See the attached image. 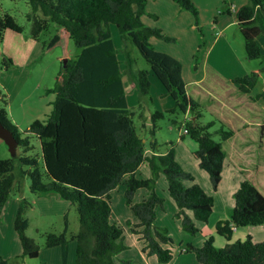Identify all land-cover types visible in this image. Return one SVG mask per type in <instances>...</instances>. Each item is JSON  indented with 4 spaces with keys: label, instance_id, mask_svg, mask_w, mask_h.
I'll return each instance as SVG.
<instances>
[{
    "label": "trees",
    "instance_id": "trees-1",
    "mask_svg": "<svg viewBox=\"0 0 264 264\" xmlns=\"http://www.w3.org/2000/svg\"><path fill=\"white\" fill-rule=\"evenodd\" d=\"M30 5L26 18L30 24L29 35L38 41L40 34L54 22L79 49L75 58H68L66 69L51 90L55 94L52 109L45 119L33 120L23 131L10 119L7 97L0 89V122L18 141L17 155L0 159V218L4 204L14 189L21 188V180L29 178L33 193L57 194L72 202L78 212L79 229L71 236L76 242L75 264H115L114 256L122 249L117 240L124 228L111 219L110 191L124 183L126 204L137 222L131 228L139 232L145 241L143 250L155 255L162 264L167 263L172 241L165 228L154 224L156 210L163 199L152 191L138 203L132 197L141 187L151 188L153 178H137L136 171L147 161L153 175L161 169L167 180V190L176 204V215L181 217L182 229L194 233L197 228L185 210L190 209L194 219L206 222L212 212L213 198L201 186H185L183 180H192L175 159L173 147L164 153L146 155L143 138L137 133L134 116L128 107L122 77L138 89L140 99L150 96L148 70H134V59L127 49L132 43L148 62L152 72L174 99V106L165 110H153L149 116L151 140L149 149L157 151L155 133L157 121L166 114L191 113L186 120L187 134L196 142L193 154L200 168L209 177L213 189H217L226 157L223 143L234 133L231 128H220L221 141L211 138L207 127L198 122L202 107L187 91L181 76V62L175 57L157 51L149 42L150 37L170 38L161 29L145 25L141 16L146 11L147 0H25ZM182 9L192 13L198 10L193 0H174ZM220 12L231 13L227 0ZM237 26L243 36L246 57L264 58L257 42L264 45V0H247L235 11ZM215 20V18H214ZM115 24L125 49V67L120 69L117 50L111 38L110 24ZM23 32V26L9 13L0 15V42L4 31ZM60 39L55 33L46 47L54 46ZM201 43L198 45L200 49ZM12 59L2 56L1 64L8 68ZM258 73L250 72L233 78L232 83L245 94L255 86ZM262 94L250 96L257 100ZM144 103V99H143ZM142 100L137 111L143 117ZM147 119V118H146ZM176 120L173 119V122ZM143 123L142 126H147ZM36 137L40 154H30ZM17 147V148H18ZM234 206L229 219L218 220L216 234L224 237L223 247H215L214 236L209 235L202 246L188 245L185 250L195 253L201 264H264V240L253 242L247 234L243 240L231 241L235 229L247 225H264V193L259 186L244 179L234 193ZM28 202L21 198L14 220V229L21 244L22 256L37 257L40 245L26 234L28 220L24 216ZM62 232L45 233L46 247L60 246L65 260L68 239ZM0 264L7 260L0 254ZM127 264H133L127 262Z\"/></svg>",
    "mask_w": 264,
    "mask_h": 264
},
{
    "label": "rangeland",
    "instance_id": "rangeland-1",
    "mask_svg": "<svg viewBox=\"0 0 264 264\" xmlns=\"http://www.w3.org/2000/svg\"><path fill=\"white\" fill-rule=\"evenodd\" d=\"M224 2L225 0H223L217 7V13L220 11V9L222 10ZM29 10L30 5L25 0H0V15H2L3 13L11 14L16 19V21L23 26V32L20 33L21 37L25 41L28 40L29 42L27 45L21 43V47H15L14 42H11L9 40L7 41L3 39L0 42V79H5L7 74H9V79H11L10 76L12 72L22 71L20 73V76L16 79V82H12L14 83V85H12L10 88L4 89L2 87V84L0 83V89H2L7 97L8 114L10 109H12L15 117L21 119V121H24L25 123H28L26 122L28 121L26 119L30 118L35 113H39L37 116L39 118L37 119L43 120L47 117L52 109V104L49 101H53L55 96L51 88H53L58 82L61 77L60 73L62 70H64L62 66V60L63 58H75L79 52V49L76 47L72 39L63 34L61 29L52 21L49 22L47 29L40 34L39 40H33L29 35L30 24L26 18V13ZM186 12H188L191 19L188 20L185 25L184 22H182L179 32L171 28H167L168 21L165 16L159 19L155 16L153 17L152 15L145 13V15H143L142 17V20H145L149 23L157 22L158 25H162V27L166 28L167 32L163 33L167 35L170 40L161 38L158 39H160L162 44L168 47L169 51H171V53L180 60L184 68L183 78L185 82L190 81L192 76H201L203 70L205 72L212 70L213 64H210L212 63V58L213 56H215L217 51V49H215L213 53L211 52L213 47L211 46V44L214 41L216 35L214 32L215 29L210 28V20L207 21V17L203 20H199V14L197 16V19H195L191 12L187 10ZM224 13L230 15L232 12ZM110 32L114 47L117 50L118 60L120 61V65H122L121 69L124 70V44L127 42H123L117 27L113 23L110 24ZM55 33L60 34L59 41L52 47H46V44L50 41ZM224 33L226 35L225 39L232 45L234 52L237 54V57L239 58L246 73H258L256 84L250 92L251 95L254 96L256 94L264 93V58L262 57L248 59L246 57L244 39L239 30V27L236 24L231 26L228 31L224 30ZM200 43L201 46L198 50V45ZM11 45L12 51L14 53L12 55L14 56V58H16L15 62L7 53L3 51V49H9ZM127 49L134 59V70L146 69L152 76H150L151 82L153 83L150 87L151 100H149V98L147 97H143L142 99H140L137 87L128 80L127 75H124L128 84V86L125 87L126 95L129 99L128 107H132V109L137 112L134 116V125L136 131L143 138L146 148H149L151 134L148 126L150 125L149 116L151 112L156 109L165 111L169 109L168 106H165L168 104L172 105L171 107H173L174 99L171 95L166 93L165 87L162 85L158 77L151 71L148 62L142 57L136 47L132 43L128 42ZM27 53L29 57L23 62L22 59ZM221 53L222 54L220 56V59H223L222 65L228 67L226 59H228L230 55L225 51H221ZM2 56H9V58L12 59L13 63L10 67L5 68L2 66ZM204 65L207 66V69H204ZM207 76L208 78H210L208 74ZM206 82L209 84H207ZM206 82L205 84L200 83L197 86H194L193 84H189V86H187L189 94L192 93L193 90H195L193 93L204 101V105H209V103L212 101L214 102V104H211L212 110L210 111L209 109L204 107L201 101H199L202 107L200 109L201 115L198 117V122L203 125L210 123V125L207 127V131L210 133L211 138L215 141H221V132H219V130L222 127V122L225 129L231 128V130L234 129V131L237 130L250 135L252 137V140L246 141L247 148L246 152L244 153V157L246 159H249V161L247 160L246 162H250L248 163V166H250V168L256 169L257 166L258 169V165L264 162V129L261 131V124H264V97L261 96L257 100L254 99V107H256V109H251L250 112L244 113L245 116L241 117V119L233 113L230 104H223V109H220L222 112L219 110L221 106L219 103L223 101H230L231 104L237 105V101H235L233 98H229L232 90L222 89L221 86L209 79ZM37 83H41V87L39 89H37L36 87ZM156 86H158L161 92L163 91V97H161V92L156 89ZM48 87L49 89H47ZM42 94L44 95V97L42 96ZM140 100H142L143 104V117L147 118H145V121L143 120L144 118L139 117V112L137 111L138 103ZM246 108L250 110L249 107ZM215 110L220 111L221 115L224 116L223 120L213 113L215 112ZM190 118H192L191 113L183 114L180 112H176L174 114H166L162 119H159L157 121L158 127L155 133V138L157 140L156 148L158 152L164 153L171 147H173L176 161L185 171H190L189 173H192L191 175L193 176L192 180H183L184 185L190 186L192 184H198L202 187L203 190L206 191L208 195L212 196L213 207L208 220L204 222L194 219L192 211L190 209H186L185 212L188 215L190 214V216L192 217L197 231L191 234L183 230L181 217H178L176 215L177 212L171 214L172 207L170 204L175 205V203L167 191V180L163 171L160 169L157 174L153 175L148 165H145V168L148 170L147 176L142 171H138L136 173V177L140 179L152 177L153 184L150 186L151 188L141 187L137 189L132 197V203H138L142 200V198H146L152 191H155L157 195H159L163 199L162 205L157 207L154 224L156 223V226L165 228L167 234L172 239V241L167 243V247L170 249L172 254L171 259L167 263L172 262L174 259H176L177 256L180 255L179 248L184 247L185 249L189 244L195 247H200L202 246L205 238L209 235L215 236L217 245H215V247H221V245L223 247V241L226 239L222 236L216 237L217 235L215 233V224L218 220L230 218L232 208L235 203L233 196L234 192H232V189L236 182L239 184V182L241 183L244 179H247L256 184L258 183L261 189H264V181H262L264 180V172L257 173L252 177L246 176L243 179L241 174H239L234 169L232 170L235 175H227L226 171L224 172L222 170L223 173L221 176L223 182L219 183L216 190L213 189L208 173L204 169L199 167L197 159L193 154V150L196 147L195 141L189 136V134L182 133L183 128L185 127L186 120H189ZM173 119H175L176 121L173 122ZM144 122L148 123V125L145 127L142 126ZM247 126H251V128L245 129V127ZM30 141L33 145V149L29 153L39 155L40 145L38 139L32 136ZM189 142H193L194 145H190ZM17 149L18 151H20L19 147ZM225 150H231V146L229 144H225ZM7 158H12V155L8 150L7 145L2 140L0 141V159ZM194 163L195 165L197 163L198 167H193ZM256 171L257 170H255L254 172ZM20 180L21 188L18 190L17 188L14 189L13 193L4 204L5 210L3 208L4 212L2 211L0 224L6 225L4 213H7V215L9 214L10 206L12 207L10 215H12L17 202L16 212L14 215L15 220L20 199L25 198L28 202V206L24 213V216L28 220L26 234L34 238V240L40 245V252H46L44 255L42 253V255H38L37 257L22 256V248L19 245L20 243H18L19 239L14 229L13 221L12 229L13 231H15L16 241L14 242L13 240L10 245L7 239H3L2 237H0L1 255L7 260V264H75V251L74 255L71 254V251L74 249V246H76V242L71 238V236L77 233L79 229L78 212L76 206L69 200L62 199L57 194H39L31 192L29 189L28 176H25ZM125 189L126 185L122 183L110 191V205L112 211L111 216L113 221L121 224L125 229H130V231L133 232L131 228H136L133 227V225L135 224L133 223V221H135L136 217L134 216L130 207L126 204L124 196ZM66 219V236L68 239L67 250L69 251L68 260L66 258L64 260L62 255V248L60 246H56V248L59 250L58 255V253H56L58 252V250L55 251L54 249L48 248L44 245V234L47 232L58 233L64 231ZM177 219H179L180 222H178ZM136 233L138 232L136 231ZM247 234L251 235V239L253 242L264 240V225H247L244 227H239L236 231L233 232L231 241H235L237 239L243 240ZM127 236L128 235H126V237L122 236V238L117 240V243L121 244L123 247L114 256V263L116 262V264H127V262H131L133 264H144L143 262H141L136 248L134 249V247L130 244V240ZM13 249L15 252H13ZM188 253H190L189 255L192 258H194L195 253H193L192 251L183 252V254ZM196 263L201 264L198 262ZM156 264L162 263L156 262Z\"/></svg>",
    "mask_w": 264,
    "mask_h": 264
},
{
    "label": "crops",
    "instance_id": "crops-1",
    "mask_svg": "<svg viewBox=\"0 0 264 264\" xmlns=\"http://www.w3.org/2000/svg\"><path fill=\"white\" fill-rule=\"evenodd\" d=\"M222 1L223 0H193L194 4L198 8L199 20H201V19L203 20V19H205L207 17V21L210 20V28L211 29H215L214 32H215L216 37L214 38V41L211 44V46H213L211 52L213 53L215 51V49H217V51H216L215 56H213V58H212V63L210 64V65L213 64L212 65V70H209V71H206V72L203 70V73H202L201 76H197V77H193L192 76L190 81H186L185 82L184 78H183L184 68H183V65L181 64V76H182L183 81L186 84V89H187V86H189V84H193L194 86H197L200 83L205 84V82L208 79L211 80L212 82H215L219 86H221L222 89H226V90H230L231 89L232 92H231L229 98H233L235 101H237V105L235 104L236 105L235 106L234 104H231L230 101L229 102L228 101L227 102L223 101V102L219 103L221 105L219 110L223 109L222 108L223 104H225V103L228 104V105L230 104L231 105V109L233 110V113L236 114L238 118H241V117L245 116L244 113L250 112L251 109H256V107H254L255 101L250 97L251 93L250 94L242 93L241 91H239L237 89V86H235L232 83V81H231L233 78L243 76V75H245L247 73H246L244 67H242V64H241L239 58L237 57V54L234 52V49H233L232 45L230 43H228V41L225 39L226 35L224 33V30L228 31V29L231 26L237 24V19L235 17V11L240 6L245 4L247 2V0H227L228 3L230 4L231 11H232V13L230 15L229 14L227 15L224 12H220V11L218 13L216 12L217 7L221 4ZM145 13L149 14V15H152L153 17L155 16V17H157L159 19L161 17L165 16L167 21H168L167 28H171V29L176 30L178 32L181 29L182 22H184V25H185V23L188 20L191 19V17L188 14V12H186L185 9H182L174 0H147L146 12ZM145 13L143 15H145ZM143 15L141 16V20H142ZM214 18H215V20H214ZM142 22L144 24H147L150 27L159 28V29L162 30V32H167L166 28L162 27V25H158L157 22L156 23H153V22L149 23V22H147L145 20H142ZM20 33H22V32H20ZM20 33L14 32V31H11V30H5L3 39L7 40V41L9 40L11 42H14L15 47H21L22 46L21 43H24L25 45H27L29 43L28 40L25 41L21 37ZM193 37H194V35H193ZM149 41H150L151 45L154 47V49H156L157 51L167 53V54L175 57L176 59H178L175 55H173L171 53V51H169L168 47H166L165 45L162 44L160 39H158L157 37H150ZM257 42H258V44L261 47L262 54L264 55V45L262 47V44H263L262 38H258ZM7 46H8V42H7ZM9 50H11V51H9ZM3 51L5 53H7L13 59V61L15 62L16 58H14V56L12 55V54H14L13 51H12V45L9 47V49L6 48V49H3ZM221 51L228 52L229 55H230V57L228 59H226L228 67H225V66L222 65V60L223 59H220V56L222 54ZM28 57H29V55L27 53L25 55V57L22 59V61L24 62L25 60L28 59ZM121 68H122V65H120V69ZM204 69H207L206 65H204ZM21 72L20 71L12 72L11 76H10L11 79H9V76H8L9 74H7L5 79H0V83L2 84V87L4 89H7V88H10L12 85H14V83L16 82V79L20 76ZM6 73H9V72H6ZM207 74L210 76V78H208ZM150 76H151V74H150V72H148V77H149V80H150V87H151L153 82H151V77L152 76L151 77ZM13 81H14V83H12ZM122 81H123V85H124V89H125V87H127L128 84H127V81H126V78L124 77V75L122 77ZM207 84H209V83H207ZM36 87H37V89H39L41 87V83H37ZM47 89H49V87ZM156 89L159 90L158 86H156ZM193 89H194V87H193ZM159 91L161 92V90H159ZM194 91L195 90H193V92ZM188 93H189V91H188ZM192 93H190V95L194 99H196L198 101H201V103L204 105V101L200 97L196 96V94H194V93L192 94ZM42 96L44 97L43 94H42ZM161 97H163V91L161 92ZM126 100H127V104H128L129 99L127 98V95H126ZM49 102H52V101H49ZM209 102H210V100H209ZM211 104H214V102L213 101L210 102L209 105L205 104L204 107H206L207 109H209L211 111L212 110ZM162 106H164V105H162ZM165 106H168L169 108H171L172 105L168 104V105H165ZM246 107H249L250 110H248ZM220 111L215 110V112H213V111L212 112L217 117H220L223 120L224 116L221 115ZM38 114L39 113H35L30 118L26 119V120H28V121H26L28 123H25L24 121H21V119L16 118L14 113H13V111H12V109H10L8 115L10 116L11 120L18 126L19 130L23 131V129L26 128L34 119L39 118V117H37ZM258 124H260V123H258ZM248 128H251V126L245 127V129H248ZM233 131H234V129H233ZM239 134H241V135H239ZM248 140H252V137L250 135H248L246 133H242L241 131H237L236 130V131H234L233 135L231 137L227 138L226 141L223 143L224 150H225V144H229L231 146V150H229V151L225 150L226 157H225V160H224V163H223V167H222V170L224 172L226 171L227 175H229V174H234L235 175V173L233 172L232 169L236 170L239 174H241L243 179L246 176L247 177H252V176H254L257 173L264 172V162L260 163L258 165V169H257V166H256V169H252V168H250V166H248V163H250V162H246V161L247 160L249 161V159L248 158L246 159L244 157V153L246 152V148H247L246 141H248ZM0 141H2V140L0 139ZM189 143L192 146L194 145L193 142H189ZM158 153H160V152H158V151L154 152V151L150 150L149 148H146V155H148V156H150L152 154H158ZM145 165H148L147 161L142 162L139 165L136 173L138 171H142L147 176L148 170L145 168ZM193 167H198L197 163H196V165L194 163ZM255 170H257V171L254 172ZM223 171L221 172V175H222ZM262 181H264V180H262ZM220 182L221 183L223 182L222 176H221ZM239 185H240V182H239V184L236 182V184H234L232 192L235 193V191L237 190ZM257 185H258V183H257ZM258 186H259V189L261 191L264 190V189H261L260 185H258ZM263 193H264V191H263ZM16 205H17V202H16ZM16 205H15L13 214L10 215L12 207H10L9 204H8L10 212H9L8 215H7V213L6 214L4 213V219L6 221V225L0 224V237H2L3 239H7L9 241L10 245L13 242V240H14V242L16 241V239H15V231H13V229H12V222L14 221V215H15V212H16ZM170 205L172 207L171 214L177 212L178 208H177L176 204L175 205L170 204ZM4 210H5V207H4ZM4 210H3V212H4ZM189 216H190V214H189ZM10 217H12V218H10ZM111 219H112V217H111ZM137 221L138 220L135 218V221H133V223H136ZM177 221L180 222L179 219H177ZM236 230L237 229H235L234 231H236ZM126 235H128L127 237L130 240L129 241L130 244L134 247V249L136 248L141 262H143L144 264H148V263L156 264V262L159 263L157 257L154 254L153 255H149V254L146 253V251L143 250V247L145 245V241L142 239L141 234L139 232L138 233L132 232V231H130V229H125L124 228V232H123L122 236L126 237ZM216 235H217L216 237L220 236L218 234H216ZM206 236H208V235H206ZM223 242H224V245H225L226 240H224ZM18 243H20V242H18ZM19 245L21 246V244H19ZM214 245H216L215 236H214ZM164 246H167V244H165ZM75 247L76 246H74V249L71 251V254H73V255H74ZM221 247H222V245H221ZM48 248L54 249L55 251L58 250L56 248V246L48 247ZM18 249H19V247H18ZM13 252H15L14 249H13ZM45 252H39V255H42V253L44 255ZM68 252L69 251L67 250V255H66V259L67 260H68V257H69V253ZM183 252H186L184 247L183 248L182 247L179 248L180 255L177 256L176 259L173 258L174 260L172 262L167 263V264H197L196 262H198V261L196 259V256H194V258H192L189 255L190 253L183 254ZM56 253H58V255H59V250ZM13 255H14V253H13ZM62 255H63V252H62ZM115 264H116V262H115Z\"/></svg>",
    "mask_w": 264,
    "mask_h": 264
},
{
    "label": "water",
    "instance_id": "water-1",
    "mask_svg": "<svg viewBox=\"0 0 264 264\" xmlns=\"http://www.w3.org/2000/svg\"><path fill=\"white\" fill-rule=\"evenodd\" d=\"M67 60L68 58H63L62 60V66L64 70L66 69ZM263 129H264V124H261V131ZM0 139L5 142L12 157H15L17 155L18 141L14 137L12 132L7 127H5L1 122H0Z\"/></svg>",
    "mask_w": 264,
    "mask_h": 264
},
{
    "label": "built area",
    "instance_id": "built-area-1",
    "mask_svg": "<svg viewBox=\"0 0 264 264\" xmlns=\"http://www.w3.org/2000/svg\"><path fill=\"white\" fill-rule=\"evenodd\" d=\"M182 133H184V134L187 133V129L185 127L183 128V132Z\"/></svg>",
    "mask_w": 264,
    "mask_h": 264
}]
</instances>
